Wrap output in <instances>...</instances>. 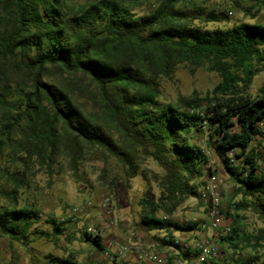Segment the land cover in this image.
<instances>
[{
	"label": "trees",
	"instance_id": "16d2710c",
	"mask_svg": "<svg viewBox=\"0 0 264 264\" xmlns=\"http://www.w3.org/2000/svg\"><path fill=\"white\" fill-rule=\"evenodd\" d=\"M195 17L222 20L221 12L206 13L195 0H160L145 13L135 12L130 0H0V192L4 179L13 184L5 189L11 204H0V237L30 251L38 238L59 240L70 222L48 217L49 229L37 227L40 210L18 203L26 176L19 164L29 165L36 156L51 168L62 156L78 172L88 153L100 151L118 158L127 178L141 175L147 181L141 224L165 232L157 239L189 256L174 232L198 230L199 222L167 215L200 197L212 169L194 139L207 132V145L223 159L234 195L242 196L237 212L250 209L262 222L250 233L244 215L236 213L220 243L235 249L264 245V169L251 150L255 136L263 137L264 86L257 95L249 92L264 71V22L210 29L194 24ZM182 64L217 72L220 81L205 95L162 100L161 80ZM86 90L104 119L78 103L77 92ZM147 159L162 172L142 166ZM151 181L159 187L158 197ZM88 226L81 240L106 250L103 236L93 237ZM46 264L84 263L73 255L50 254Z\"/></svg>",
	"mask_w": 264,
	"mask_h": 264
},
{
	"label": "rangeland",
	"instance_id": "374dc122",
	"mask_svg": "<svg viewBox=\"0 0 264 264\" xmlns=\"http://www.w3.org/2000/svg\"><path fill=\"white\" fill-rule=\"evenodd\" d=\"M70 3H85L87 0H68ZM160 0H130L133 10L138 13H145L153 8V5ZM199 5L205 7L206 13L210 11L221 12L222 20L206 21L200 17L193 18V23L206 28H225L241 22H264V0H195ZM188 9V7H185ZM197 11V10H191ZM194 16H198L193 12ZM205 18V17H204ZM76 77L70 78L75 79ZM61 79V78H60ZM220 81L217 72L207 71L199 68L196 71L185 65H180L172 76L161 80L160 98L165 101L177 102L180 96H190L194 92L205 95ZM89 85L88 82L86 86ZM85 86V87H86ZM264 86V71L254 77L249 92L257 95ZM78 103L84 111L94 112L99 119H104L105 114L98 103L93 102L90 91L77 92ZM115 132V130H113ZM208 133L201 132L195 135L194 141L210 152L212 169L225 180L226 185L222 192V224L219 230L210 229L204 226L208 221L206 204L200 197H190L181 204L172 215H167L172 220L187 222H199L200 229L195 231H176L174 235L184 242L192 243L197 238L215 236L218 241L221 235L216 233L230 227L233 215L240 213L244 215V229L250 233H257L262 222L258 215L250 210L237 212L235 203L242 196L234 195V182L230 178L223 159L207 145ZM258 155L261 168L264 169V137L255 136L251 143V150ZM238 161L237 159L235 160ZM25 172L23 185L18 189V203L21 205L34 206L42 213V221L37 224L40 229H49L46 218L54 217L57 220L67 221L65 234L59 240L49 241L46 238H38L30 244L29 251L25 245L8 236L0 237V264H46V256L50 254L58 256L73 255L77 261L84 264H106L111 256L115 255L118 248L115 242L118 240L134 241L141 240L146 246L152 243L157 244L158 249H167L169 245H163L157 237H164L165 232L147 230L142 224L143 205L141 199L147 190V181L138 175L127 178L123 163L112 155L100 151H92L87 154L75 172L69 160L59 156L57 161L50 167L43 165L34 157L33 162L19 164ZM149 167L159 173L161 167L152 159H147L142 165ZM0 192V204H11L6 190L13 188L11 181L6 179L2 182ZM151 187L156 197L160 190L158 185L151 181ZM4 190V191H3ZM105 197H110L114 208L116 225L107 227L105 219L101 218V204ZM85 203H91L88 209L73 212L75 207ZM161 214H164L161 212ZM106 227L103 232L104 245L106 250L94 247L90 242L82 241L80 235L88 226ZM66 234L68 236H66ZM110 243H112L110 245ZM221 244V255L209 261L208 264H237L248 257L257 256L254 264H264V245L256 248L254 244L245 243L240 249H235L227 242ZM108 251V255L107 254ZM132 258V257H131ZM171 264L174 260L170 259ZM124 264V263H122Z\"/></svg>",
	"mask_w": 264,
	"mask_h": 264
},
{
	"label": "built area",
	"instance_id": "2783aa9c",
	"mask_svg": "<svg viewBox=\"0 0 264 264\" xmlns=\"http://www.w3.org/2000/svg\"><path fill=\"white\" fill-rule=\"evenodd\" d=\"M260 127L264 137V121L260 123ZM205 152L209 157V167L212 169L210 152L208 149H205ZM225 185V180L220 177L216 170L212 169L203 178V184L200 188V198L206 204L208 211V221L204 223V226H208L213 230H219L222 224V192ZM90 205L91 203H85L80 207H75L73 212L77 213L88 209ZM100 211L101 218L105 219V225L114 227L116 221L110 197L103 199ZM87 229L94 237L97 234L103 235L106 227L98 228L94 225H89ZM229 230L230 227H227L223 231L216 233V236L221 235L222 237ZM176 241L182 245V250L189 249L191 252L189 256H184L180 249L173 246H168L167 249H158L155 242L146 246L141 240L125 241L122 239L115 242L118 250L106 264H171L170 259L174 260V264H203L218 258L222 254L221 244L215 236L197 238L192 243L184 242L179 238ZM106 255H108V251Z\"/></svg>",
	"mask_w": 264,
	"mask_h": 264
}]
</instances>
